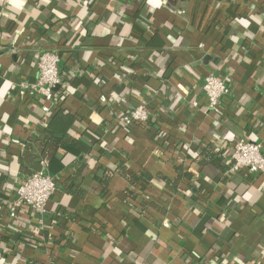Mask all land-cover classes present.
<instances>
[{"label": "crops", "instance_id": "1", "mask_svg": "<svg viewBox=\"0 0 264 264\" xmlns=\"http://www.w3.org/2000/svg\"><path fill=\"white\" fill-rule=\"evenodd\" d=\"M49 50L45 112L21 83ZM211 72L231 84L219 111ZM142 100L150 121L120 123ZM50 135L74 144L45 159L48 210L12 217L26 144ZM239 139L264 145V0H0V264H264V172H229Z\"/></svg>", "mask_w": 264, "mask_h": 264}, {"label": "built area", "instance_id": "2", "mask_svg": "<svg viewBox=\"0 0 264 264\" xmlns=\"http://www.w3.org/2000/svg\"><path fill=\"white\" fill-rule=\"evenodd\" d=\"M60 56L54 51H44L37 60L38 74L30 83H21L32 95L40 97L44 104L42 109L50 112L56 105L54 89L62 84L59 70ZM202 88L208 98V108L219 111L223 100L231 93V84L228 77H221L213 72L204 78ZM152 117L151 102L142 100L133 108L120 111L118 120L127 126L133 124H147ZM229 163V172L247 170L255 175L264 172V145L259 142L239 139L232 145V152L226 158ZM43 168L32 173L17 188L18 197L10 206L12 217L24 207H30L36 213L44 215L47 205L57 190V184L52 175L45 169V161H41Z\"/></svg>", "mask_w": 264, "mask_h": 264}, {"label": "trees", "instance_id": "3", "mask_svg": "<svg viewBox=\"0 0 264 264\" xmlns=\"http://www.w3.org/2000/svg\"><path fill=\"white\" fill-rule=\"evenodd\" d=\"M135 95H138V94L135 93ZM39 144L42 148V150H41L42 152L39 155L37 153H35V149H33V144L27 143L26 148L29 152H27L25 155H23L21 157V165L25 166V167H27L29 165L31 167H35L34 172L38 171L42 168L37 164L38 159H43L44 161H45V159H47L49 162L54 164L56 162V160L58 159V151L62 148L71 147L74 144V138H72L69 135H63L61 137L56 136V135H50V136L46 137L44 140H41ZM213 150H214V146L209 145V147H207L206 149H202L201 154H203V155H201V156L209 159L211 162H214L216 164V159H214V158L216 155L218 156V154L215 153V155H214ZM220 152H219V154H220ZM220 161H222V160L220 159L219 162ZM224 166L228 167V164H224ZM81 167H83L82 164H81ZM117 169L121 174L128 176V177H130V175H131L130 172H132L131 170L129 172V170H127L126 167L121 165V164H119L117 166L116 170ZM47 210H48V205H47Z\"/></svg>", "mask_w": 264, "mask_h": 264}, {"label": "water", "instance_id": "4", "mask_svg": "<svg viewBox=\"0 0 264 264\" xmlns=\"http://www.w3.org/2000/svg\"><path fill=\"white\" fill-rule=\"evenodd\" d=\"M58 87V86H57Z\"/></svg>", "mask_w": 264, "mask_h": 264}]
</instances>
